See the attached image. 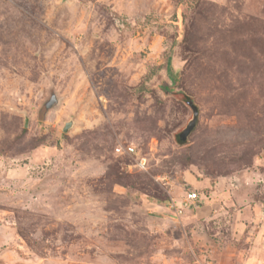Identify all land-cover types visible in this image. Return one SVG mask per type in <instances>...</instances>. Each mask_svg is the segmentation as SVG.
Masks as SVG:
<instances>
[{
	"label": "rangeland",
	"instance_id": "obj_1",
	"mask_svg": "<svg viewBox=\"0 0 264 264\" xmlns=\"http://www.w3.org/2000/svg\"><path fill=\"white\" fill-rule=\"evenodd\" d=\"M217 182L264 186V0H0V264L243 252Z\"/></svg>",
	"mask_w": 264,
	"mask_h": 264
},
{
	"label": "crops",
	"instance_id": "obj_2",
	"mask_svg": "<svg viewBox=\"0 0 264 264\" xmlns=\"http://www.w3.org/2000/svg\"><path fill=\"white\" fill-rule=\"evenodd\" d=\"M205 197L207 204L215 208L216 214H220L223 204L235 207L234 220L230 224V240L231 242L244 241L248 248L243 252L230 247L219 249V246L216 247L212 244L211 239L205 238L201 241V246L205 247L207 251L210 250V258L213 261L210 264H264V186L256 187L246 182L242 185L222 188L217 182ZM200 199L202 202V197ZM178 206L181 205L178 204ZM187 209L189 208L185 210ZM217 216L215 215L213 218H217ZM175 221L178 223L177 220ZM219 238V241L223 242L222 237ZM186 252L184 250V253L173 255L169 258L168 263L194 264L188 261Z\"/></svg>",
	"mask_w": 264,
	"mask_h": 264
},
{
	"label": "built area",
	"instance_id": "obj_3",
	"mask_svg": "<svg viewBox=\"0 0 264 264\" xmlns=\"http://www.w3.org/2000/svg\"><path fill=\"white\" fill-rule=\"evenodd\" d=\"M117 152L120 153L121 149L118 148ZM140 166L142 167L144 166L143 161H141ZM199 200L200 197L196 192L188 193L184 203H182L181 206L174 205L176 212L175 215L180 219L181 217H183L185 209L192 207L197 202H199ZM194 264H210V262H207L204 256L202 255L197 256L196 254H194Z\"/></svg>",
	"mask_w": 264,
	"mask_h": 264
},
{
	"label": "water",
	"instance_id": "obj_4",
	"mask_svg": "<svg viewBox=\"0 0 264 264\" xmlns=\"http://www.w3.org/2000/svg\"><path fill=\"white\" fill-rule=\"evenodd\" d=\"M53 102L54 101H52V103H50L47 107L50 108L51 104H53ZM189 105L193 110V119L190 121L189 125L185 128V130L179 136V140L182 142L185 141L188 138L189 134L195 129L196 124H197V119H198L197 107L194 106L192 102H189ZM26 125H27V123H26ZM71 127H72L71 124L66 125L64 131L67 132Z\"/></svg>",
	"mask_w": 264,
	"mask_h": 264
}]
</instances>
